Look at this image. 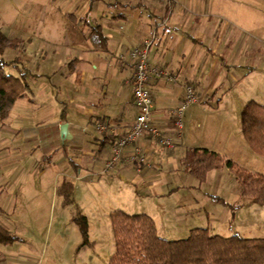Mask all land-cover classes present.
Masks as SVG:
<instances>
[{
	"label": "crops",
	"instance_id": "obj_1",
	"mask_svg": "<svg viewBox=\"0 0 264 264\" xmlns=\"http://www.w3.org/2000/svg\"><path fill=\"white\" fill-rule=\"evenodd\" d=\"M67 2L68 10L60 13L61 24L41 39L40 50L34 56L25 51L23 67L34 74L28 77L30 89L17 100L9 117L0 120V154L27 158L40 147L43 156L50 159L36 169L37 193L32 196L10 189V178L0 181V224L18 237L12 242H0V264H43L44 251H38L31 238L22 233V219L27 212L47 215V206L49 213L53 212L64 180L75 184V202L77 189L85 181H96L100 195L122 200L148 199L150 208L143 213L155 220L161 237L189 235L196 227L210 229L211 223L215 225L214 209L205 206L204 199L216 201V195L195 192L228 168L213 169L207 180L200 182L185 168V153L194 147L208 148L226 158L233 149L248 152L240 121L247 101L239 98L237 90L251 72H242L243 64L234 61L233 48L226 54L217 48L213 27L226 26L221 37L230 40L232 20L211 0ZM98 25L102 32L99 35L93 31ZM39 28L40 25L36 38L42 36V31L37 35ZM210 30L213 33L209 36ZM153 31L157 41L150 51V60L153 67L162 71L152 75L148 83L154 101L153 122L174 146L144 136L138 143L147 149L150 166L137 173L133 165L123 160L111 172L103 173L112 156L115 136L138 115L128 52ZM187 86L194 88L197 102L186 107L179 133L171 113L185 99ZM35 121L38 125L32 126ZM97 122H111L115 131L100 132ZM43 123L47 126L40 127ZM64 123L67 128L62 133ZM58 179L61 181L56 187ZM241 196L235 219L241 209L252 204L250 198ZM229 209L215 208L221 222L230 220ZM204 214L210 218L208 226L197 224L203 221ZM89 244L95 246L93 242ZM50 255L52 264H62L55 255L54 243Z\"/></svg>",
	"mask_w": 264,
	"mask_h": 264
},
{
	"label": "rangeland",
	"instance_id": "obj_2",
	"mask_svg": "<svg viewBox=\"0 0 264 264\" xmlns=\"http://www.w3.org/2000/svg\"><path fill=\"white\" fill-rule=\"evenodd\" d=\"M211 2L218 10L230 17L232 24L230 28L228 27V34L233 35L230 40L227 36L222 38L221 35L226 26L220 25L217 28L213 27L214 33L210 30L209 36L213 33L216 45H219L217 48L224 51V54L228 52V49L233 48L236 55L234 61L244 65L241 67L242 72L247 70L251 72L247 79L241 81L237 90L239 98L244 102L256 100L264 104V0H211ZM68 3L67 0H0V30L9 37L21 39L20 47L6 49L3 58L11 61L20 56L23 60L26 50L35 55V52L40 50L38 45L41 39L46 35H51L54 26L61 24L60 13L62 10H68ZM38 25L40 28L37 35H40L42 31L40 38L35 37ZM23 64V62L19 63L18 66L23 68ZM6 69L8 72L18 74L12 65L6 66ZM238 78L243 77L238 75ZM224 87L226 88L227 85ZM36 122H33L32 126L38 125ZM43 124L40 127L47 126V123ZM242 141L246 145L243 137ZM247 149L248 152L245 153L240 152L241 148L233 149L229 158H236L237 160H234L244 167H246L244 164H247L250 166V171L264 174V155L254 152L248 146ZM10 156L11 153L0 154V181L10 178L9 188L21 190L26 196L37 193L35 190L37 180H34L38 173L36 169L39 164H47L50 159L43 156L40 147L35 148L34 153L27 158L20 156L9 158ZM60 181L61 179H58L56 187H59ZM76 182L79 184L78 181ZM95 183L96 181L93 183L85 181L81 188L77 189L76 202L73 205L64 206L60 198L53 212L49 213L50 207L47 206V215L39 212L40 216H36L38 213L27 212V217L22 219V233L31 238L38 251H44L43 264H52L50 253H52L53 243L55 255L60 257L62 264H109L110 257L116 250L110 212L123 210L129 214H140L150 208V201L144 197L136 200H122L116 196L100 195L99 185ZM240 187L236 176L229 169H222L213 182L209 181L197 187L195 193L223 196L228 202L238 205L242 201L239 193ZM53 191L56 195V190ZM204 200L205 206L211 211L214 209L212 217L214 216L215 228L211 223L209 229L211 233L223 236L239 233L245 237H264V206L252 203L241 209L236 219L234 216L232 221L230 218L229 221L223 223L215 208L220 207L222 210L224 205L217 200ZM77 205L83 208V214L88 217L89 239L90 242L95 243V246L89 243L83 244L82 232L72 220L76 209L79 208ZM229 211L231 212L230 209ZM209 220L210 218L204 214L203 221L197 224L208 226ZM187 236V233H183L168 235L166 238L172 240Z\"/></svg>",
	"mask_w": 264,
	"mask_h": 264
},
{
	"label": "trees",
	"instance_id": "obj_3",
	"mask_svg": "<svg viewBox=\"0 0 264 264\" xmlns=\"http://www.w3.org/2000/svg\"><path fill=\"white\" fill-rule=\"evenodd\" d=\"M93 31L102 34L100 26ZM21 39L9 37L0 30V120L9 117L15 103L30 89L28 80L32 73L18 66L20 56L6 61V49H18ZM13 66L18 74L8 72ZM34 75V74H32ZM241 130L249 147L264 155V104L249 100L240 113ZM185 168L200 182L207 180L213 169L227 167L239 180L241 194L252 203L264 206V174L253 172L232 159L208 148L189 149L183 158ZM75 184L64 180L58 194L64 206L73 205ZM215 200L231 209V221L240 205L227 203L215 196ZM72 216L79 226L83 244L90 243L89 221L80 208ZM116 250L109 264H264V237H245L239 233L223 236L211 233L207 227L190 230L186 238L167 239L158 234L155 220L147 213L129 214L116 210L110 214ZM18 237L0 224V242L7 243Z\"/></svg>",
	"mask_w": 264,
	"mask_h": 264
},
{
	"label": "built area",
	"instance_id": "obj_4",
	"mask_svg": "<svg viewBox=\"0 0 264 264\" xmlns=\"http://www.w3.org/2000/svg\"><path fill=\"white\" fill-rule=\"evenodd\" d=\"M161 1L171 3L174 0ZM156 41L157 33L153 31L141 45L132 48L128 52V58L133 67L130 82L133 88V100L138 108V115L123 132L115 136L112 156L106 162L103 173L111 172L123 160L133 165L137 173H142L145 167L150 166L147 149L138 143L144 136H150L163 145L174 146L171 138L167 137L153 122L155 115L154 101L148 83L152 79V75L162 73V71L152 66L150 60V51ZM195 102H197V96L194 88L187 86L185 99L171 113L179 133L183 128V115L186 107ZM95 126L100 132L115 131L111 122H97Z\"/></svg>",
	"mask_w": 264,
	"mask_h": 264
},
{
	"label": "water",
	"instance_id": "obj_5",
	"mask_svg": "<svg viewBox=\"0 0 264 264\" xmlns=\"http://www.w3.org/2000/svg\"><path fill=\"white\" fill-rule=\"evenodd\" d=\"M65 128H67V123H64V124L62 125V127H61L62 133H64Z\"/></svg>",
	"mask_w": 264,
	"mask_h": 264
}]
</instances>
